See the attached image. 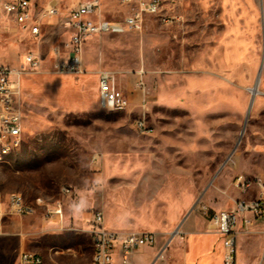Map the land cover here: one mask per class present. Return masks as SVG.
Masks as SVG:
<instances>
[{"label":"rangeland","instance_id":"rangeland-1","mask_svg":"<svg viewBox=\"0 0 264 264\" xmlns=\"http://www.w3.org/2000/svg\"><path fill=\"white\" fill-rule=\"evenodd\" d=\"M101 13L122 20L126 8L121 0H102ZM15 39L20 37L1 36L3 60L12 67L35 49L29 38ZM90 43L87 56L118 73L119 86H127L120 74H129L131 89L132 73L144 70L149 99L144 109L155 133L136 131L144 110L136 105L121 112L104 106L68 113L30 103L24 89L32 100L72 106V82L24 84L20 77L22 104L32 117L25 116L22 147L0 164V186L29 205L41 200L44 208L5 219L0 264H21L22 253L40 255L43 264H91L89 230L96 212L112 230L122 218L143 232L159 233L173 230V206L183 217L199 202L207 204V197L221 203L218 193L227 196L229 209L239 199L258 198L257 188L243 192L233 181L264 176L263 158L250 155L264 143V0H163L161 14L145 16L142 30ZM227 51L234 56L233 70L218 63ZM48 65L23 73V79L54 73ZM49 208L59 210V217L46 216ZM242 237L238 264H264V218Z\"/></svg>","mask_w":264,"mask_h":264},{"label":"built area","instance_id":"built-area-1","mask_svg":"<svg viewBox=\"0 0 264 264\" xmlns=\"http://www.w3.org/2000/svg\"><path fill=\"white\" fill-rule=\"evenodd\" d=\"M129 8L128 16L123 22H113L101 17V0H84L74 6L64 18V26L70 31L67 59H58L53 70L60 74L81 75L85 73L83 54L85 43L94 36L115 34L123 31L138 32L142 30L145 16H158L163 10V0H121ZM60 15L58 7L47 5L36 9L32 0H0V29L14 28L20 32H28L39 38L42 27L51 23ZM53 54L60 58L62 48L56 44ZM26 65L13 69L2 62L0 47V164L6 158L7 151L19 150L24 143V127L20 109V81L23 73L34 72L41 66L40 60L29 53L25 56ZM143 71L136 87L141 90L142 109L147 104V88L143 81ZM117 73L100 72V92L105 98L106 107H114L121 112L130 108L131 103L122 88L117 84ZM135 129L141 135H153L155 130L148 125L146 109L141 111L135 121ZM245 183L247 192L255 187L257 199H239L228 210L213 212L205 203L199 202L197 210L208 220V231L219 234L223 239V264H238L239 238L249 231L255 217L264 218V178L238 176L233 185ZM68 193L69 190H66ZM44 208L41 200L36 206L25 202L21 194L6 195L0 186V227L6 217H23L34 214L38 208ZM61 212L47 209L46 216L54 217ZM94 251L97 258L92 264H132L131 258L146 246L156 243L153 233H122L109 230L104 225L101 212L94 214L90 230ZM162 257V253L160 254ZM21 264H43L42 257L36 253H22Z\"/></svg>","mask_w":264,"mask_h":264},{"label":"crops","instance_id":"crops-1","mask_svg":"<svg viewBox=\"0 0 264 264\" xmlns=\"http://www.w3.org/2000/svg\"><path fill=\"white\" fill-rule=\"evenodd\" d=\"M84 0H32L33 5L36 9H41L46 7L47 5H53L59 8L60 15L51 23H48L42 27V32L39 38L32 36L28 32H20L14 28H10L9 30H1L0 29V47H1V57L2 62L9 65L8 62L3 60V45L1 36H10L11 39L16 38L17 36L20 39H15V42L23 43L26 38H29L35 44V49L33 51H29L27 54L32 53L40 60L41 68L43 69V65L48 63V69L53 70L54 63L60 59L65 60L67 59L68 49L65 48V45L69 42L70 38V31L64 26V18L69 14L70 10L81 3ZM102 2V0H101ZM122 3V1H121ZM123 4V3H122ZM126 8L125 16L122 20H111L104 17L101 13V17L103 19L113 21V22H123L125 18L128 16L129 8L127 5L123 4ZM132 31H123L120 33L115 34H106L102 36H94L90 38L84 46V54H83V63L85 68V73L81 75L75 74H60L57 72H38L35 74L29 75V79L24 80L22 78V82L24 84L28 81H32L35 79L40 80V82H51L54 79H67L72 82V90L73 94L75 95V103L72 106L66 107L60 103L48 100L44 97H41L36 100H32L28 98L26 95V90L24 89V98L25 100L29 101L30 103H40L43 108L48 109H58L60 111L68 112V113H77V112H92L102 109L105 106V98L100 92V72L102 71H109L113 72L108 69H104L103 67L99 66L95 61L92 63V60L87 56V46L90 45L91 41H98L103 40L107 36L112 35H123L126 33H130ZM11 40H9L10 42ZM60 45L62 48V56L57 58L53 52L52 47L54 45ZM244 51V47H243ZM221 59L219 66L221 69L233 70L235 67V60L234 56L228 53ZM25 54V56L27 55ZM24 61L20 63L19 66L16 64L12 67L13 69L21 68L23 65H26ZM89 65L90 69L87 70V65ZM46 68V67H45ZM144 70H137L132 73L135 77V81L132 84V88L130 89V77L129 74H120L123 77L127 86L120 88L123 89L125 95L130 100L131 106H139L142 108L141 102L143 100V94L140 89L136 87L138 80L141 77L140 72ZM229 72V71H228ZM232 72V71H231ZM118 74V73H117ZM144 76V73H143ZM142 76V77H143ZM229 78V77H227ZM21 84V83H20ZM22 84L20 90V109L23 119V127L25 131V124L27 116L29 119L32 117L30 114L25 110L22 104ZM147 102L149 99L147 97ZM35 119V118H33ZM36 120V119H35ZM250 155L252 157H262L264 162V143L257 147H252L250 151ZM256 177V176H255ZM263 177L264 176H259ZM220 192L222 190L220 189ZM218 196L222 198V202L218 205H215L210 197H205V202L209 206V208L213 212H220L223 210H228L229 199L227 196H223L221 193H218ZM230 197V196H228ZM43 209L42 207L38 208L34 214L26 215V216H33L37 214L39 211ZM170 212V222L174 225V228L170 232H143L133 225L130 222H125L122 218L118 219L115 223L116 230H112L106 227L109 230L122 232V233H153L156 236V243L153 246H146L145 249L139 253L135 254L131 258L132 264H223V239L219 234L211 233L208 231V220L207 218L199 212V210H193L192 212L187 213L183 217H179L178 215V207L173 206L169 209ZM59 215L54 216L52 218H58ZM6 217L5 219H7ZM5 219L2 224V228L5 225ZM259 220H263L262 217H255L253 223L259 222ZM251 225V226H252ZM156 225L149 224L147 227L149 229H154ZM92 228V226H91ZM91 230V229H90ZM89 230V231H90ZM7 234V232H6ZM5 235V234H4ZM91 237V234H90ZM92 240V237H91ZM240 240H244L241 236L238 241V259H239V242ZM158 242H162L163 246L161 249L156 248V244ZM156 248V249H154ZM162 253V257L160 258V254ZM159 260H163V262H159Z\"/></svg>","mask_w":264,"mask_h":264},{"label":"bare ground","instance_id":"bare-ground-1","mask_svg":"<svg viewBox=\"0 0 264 264\" xmlns=\"http://www.w3.org/2000/svg\"><path fill=\"white\" fill-rule=\"evenodd\" d=\"M259 83H260V77L259 79L257 80V83H256V86L255 88H252L251 89V93L252 95H255L258 94V87H259ZM20 90H21V84H20ZM111 111H114V107H108ZM17 150H13V151H7V154H6V158L9 157L11 154H13L14 152H16ZM6 158H1V162L3 160H5ZM238 188L242 189V190H245V183H238ZM12 194H15V193H12ZM93 258H97V251H94V256ZM92 264V262H91Z\"/></svg>","mask_w":264,"mask_h":264},{"label":"water","instance_id":"water-1","mask_svg":"<svg viewBox=\"0 0 264 264\" xmlns=\"http://www.w3.org/2000/svg\"><path fill=\"white\" fill-rule=\"evenodd\" d=\"M261 72H262V68H261V70H260V72H259L258 79H259V77H260V75H261ZM255 97H256L255 95H252V97H251L250 105H249V109H248V115H249V113H250V111H251V109H252V106H253V104H254ZM248 115H247V117H248Z\"/></svg>","mask_w":264,"mask_h":264}]
</instances>
